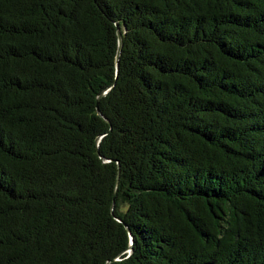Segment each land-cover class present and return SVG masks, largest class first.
Masks as SVG:
<instances>
[{
	"label": "trees",
	"instance_id": "1",
	"mask_svg": "<svg viewBox=\"0 0 264 264\" xmlns=\"http://www.w3.org/2000/svg\"><path fill=\"white\" fill-rule=\"evenodd\" d=\"M0 264H264V0H0Z\"/></svg>",
	"mask_w": 264,
	"mask_h": 264
},
{
	"label": "water",
	"instance_id": "2",
	"mask_svg": "<svg viewBox=\"0 0 264 264\" xmlns=\"http://www.w3.org/2000/svg\"><path fill=\"white\" fill-rule=\"evenodd\" d=\"M118 38H119V49H118V55H117V64H118L119 57H120L121 50H122V34H121V32L118 33ZM117 68H118V66H117ZM98 113L100 114V112H98ZM128 251L130 252L131 248Z\"/></svg>",
	"mask_w": 264,
	"mask_h": 264
}]
</instances>
